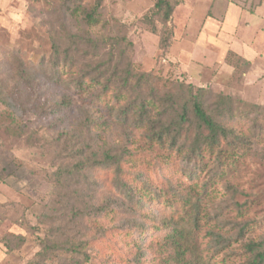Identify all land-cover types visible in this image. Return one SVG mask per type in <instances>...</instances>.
Masks as SVG:
<instances>
[{
  "label": "rangeland",
  "instance_id": "1",
  "mask_svg": "<svg viewBox=\"0 0 264 264\" xmlns=\"http://www.w3.org/2000/svg\"><path fill=\"white\" fill-rule=\"evenodd\" d=\"M96 1L0 0V264H167L157 245L165 230L154 226L168 207L136 204L122 213L128 204L109 172L59 181L61 171L76 163L79 146L93 143V131L96 144L105 140L136 154L125 167V180L138 192L158 196L177 182L197 191L203 202L195 232L201 255L214 264H239L247 244L264 240V131L253 129L248 118L237 123L250 152L236 168L228 161L219 168L215 156L210 168L194 172L191 180L177 172L188 168L179 158L176 166L158 172L168 153L151 150L142 131L119 121L118 89L106 83L129 61L137 72L150 75L146 94L180 81L264 107V34L259 33L264 0H180L173 14V43L166 50L160 45L162 24L146 19L156 0H103L100 24L89 27L84 13ZM260 7L251 19L253 30L246 33L244 26ZM86 32L116 39L96 53L104 75L77 87L78 69L63 56L58 65L55 53L60 45L76 49V36ZM231 52L250 57V67ZM27 67L34 73L23 82L18 77ZM58 67L61 73L53 75ZM65 101L70 106L62 107ZM92 124L91 136L78 129ZM75 131L81 132L78 140L71 138ZM212 234L231 241L225 251ZM76 247L80 252L70 251Z\"/></svg>",
  "mask_w": 264,
  "mask_h": 264
},
{
  "label": "trees",
  "instance_id": "2",
  "mask_svg": "<svg viewBox=\"0 0 264 264\" xmlns=\"http://www.w3.org/2000/svg\"><path fill=\"white\" fill-rule=\"evenodd\" d=\"M102 2L103 0H97L93 10L84 13V21L87 26L95 27L100 24ZM180 3V0H156L151 11L153 17L147 16L146 18L149 24H153L156 18L162 24L160 45L165 50L170 48L173 43V14ZM153 32L158 34L156 27ZM75 39L77 40L76 49L70 46L62 50L60 45L56 48L55 58L57 60H54L58 61L59 65L63 56L70 67L77 68L80 77L76 85L82 87L89 77L98 75L99 79L104 75V65L98 63L96 53L102 50L99 48L109 45V42H114L116 38L110 39L105 36L94 38L91 33L86 32L76 36ZM124 40L126 41V39H120V41ZM78 55H84L83 61L87 62H81ZM231 55L238 58L245 68L250 67V62L244 58L233 52ZM123 58L125 59V54H123ZM52 72L53 75L61 73L59 67L53 69ZM33 73L27 67L22 69L21 76L17 77L26 82L27 76H31ZM150 83V75L137 72L128 61L124 69L114 70L107 80L106 86L114 85L118 89L115 98L120 103V107L116 111L119 121L122 124H130L132 129L142 131V137L151 150L154 147H159L168 153L166 157L162 158L158 172L169 170L177 165L176 160L181 159L188 168L180 169L177 172H181L183 178L191 180L194 172L206 171L202 167L210 168L211 160L215 156L220 164L219 168L229 166L227 161L236 168L240 158L250 152L249 147L247 148L246 138L238 134L237 123L239 121L246 122L248 118L249 122L253 123V129L264 131V126L261 125V123L264 124V107L260 105L247 106L240 97L213 93L207 88H198L180 81L175 82L169 89H164L161 92L154 90L146 94L145 91H149ZM123 92L125 95L122 94ZM66 102H63L61 106H70ZM246 108H252L253 111ZM251 115L254 116L253 119ZM91 126L93 124L79 126L78 129L88 133V131L91 132ZM79 133L81 132L79 131ZM79 133L75 131L70 134L71 138L73 140L80 139L81 134ZM92 133L88 134L94 136V138H90L93 143L86 149L79 146L76 163L61 171L63 173L59 175V181L68 179V176L76 177L83 172H109L115 187L122 191L120 197L128 204L122 213L135 209L136 204L142 207L144 204L157 202L161 206L169 208L167 216L163 219H156L158 225L154 226L157 231L165 230V236L157 240V245L161 258L166 259L167 264H214L201 255L196 245L195 232L200 228L203 204L197 191L192 188L185 189L184 185L177 182L176 188L171 186L170 191L162 192L158 196L152 195L145 189L138 192L125 180V167L131 163L136 154L124 145L120 146L115 143L106 145L105 140L102 145H98L94 142L98 138V133L94 131ZM173 152H176V155H173ZM172 157L175 160H171ZM207 157L210 162H206ZM136 178L141 180L144 177L138 175ZM144 198L148 200H143ZM123 199L118 198L117 200ZM100 212L98 209V213ZM211 236L215 238V244L220 246V251H225L231 242L221 234H212ZM70 251L80 252L79 247L71 248ZM242 257L239 264H264V240L261 243L247 244ZM138 261L139 259H137Z\"/></svg>",
  "mask_w": 264,
  "mask_h": 264
},
{
  "label": "crops",
  "instance_id": "3",
  "mask_svg": "<svg viewBox=\"0 0 264 264\" xmlns=\"http://www.w3.org/2000/svg\"><path fill=\"white\" fill-rule=\"evenodd\" d=\"M264 7V6H263ZM262 7H260V8H258V10L256 11V14L255 15H252V16H250V18H249V20H248V23L250 24V25H248V26H244V30L246 31V33H248V31L249 30H251L252 28H253V23H252V21H251V19H256V17H258V14H259V12L261 11L260 9H261ZM229 19L230 20H232L233 19V14H230V16H229ZM246 19V18H245ZM263 23H264V15H263ZM242 19H240L239 18V23H240V21H241ZM252 26V27H251ZM253 30V29H252ZM259 33H263L264 34V24H263V26H261V27H259ZM243 32V31H242ZM256 34H257V32L255 33V36H256ZM254 40H255V37H254ZM254 40H251V42H249V43H251L252 44V41H254ZM251 44H247L248 46H247V48L249 49L250 47H251ZM237 53H239V51H236ZM242 54V53H241ZM243 55V54H242ZM252 56H254V58L256 59V57L258 56V55H256V54H253ZM261 56H263L264 57V54L262 53V55ZM243 57H245L246 58V60L248 61V62H251L252 60H251V58L250 57H248L246 54H244V56ZM244 58V59H245ZM255 77V76H254ZM256 78V77H255Z\"/></svg>",
  "mask_w": 264,
  "mask_h": 264
}]
</instances>
